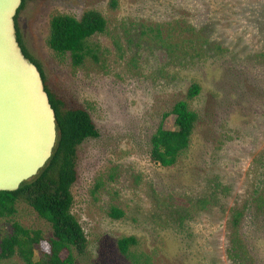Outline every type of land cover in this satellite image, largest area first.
<instances>
[{"label":"rangeland","instance_id":"rangeland-1","mask_svg":"<svg viewBox=\"0 0 264 264\" xmlns=\"http://www.w3.org/2000/svg\"><path fill=\"white\" fill-rule=\"evenodd\" d=\"M112 1L26 0L18 19L50 90L88 111L100 134L78 148L72 214L87 249L77 264H131L117 247L125 236L151 264H264V0ZM91 10L108 21L91 38L100 62L77 69L49 48L51 20ZM193 84L192 145L164 168L151 160V138L174 130L175 117L164 116ZM13 222L50 234L19 205L0 219V243Z\"/></svg>","mask_w":264,"mask_h":264},{"label":"trees","instance_id":"trees-1","mask_svg":"<svg viewBox=\"0 0 264 264\" xmlns=\"http://www.w3.org/2000/svg\"><path fill=\"white\" fill-rule=\"evenodd\" d=\"M26 0L18 10L16 20L18 41L28 57L42 73L50 103L56 113L58 138L52 157L39 173L21 184L14 192H0V219L15 218L19 205L32 209L50 227L47 235L42 229L26 228L18 222L12 223V232L5 234L0 243V263L18 259L20 264H77V257L87 249V239L79 221L72 214L74 197L72 188L77 181L78 148L89 139L100 134L90 113L82 108H68L65 102L54 94L47 82L42 66L27 51L20 33L19 15ZM113 8L118 2L113 0ZM108 21L98 11H86L80 19L70 15L57 14L51 20L49 48L59 57L70 54L75 68L88 63L100 62V46L91 42L96 34L105 33ZM160 35V32L157 31ZM200 86L193 84L187 98L175 104L168 116L175 117L174 130L158 128L150 144L151 160L164 168L176 166L180 157L191 145L198 114L191 108V102L199 95ZM111 215L121 219L124 212L113 209ZM241 213L235 212L233 224L237 226ZM238 240L232 241L229 250L236 258ZM121 255L131 264H151V259L139 252L140 241L134 236H125L117 241ZM13 263V262H12ZM14 264V263H13Z\"/></svg>","mask_w":264,"mask_h":264},{"label":"water","instance_id":"water-1","mask_svg":"<svg viewBox=\"0 0 264 264\" xmlns=\"http://www.w3.org/2000/svg\"><path fill=\"white\" fill-rule=\"evenodd\" d=\"M23 0H0V192L17 191L52 157L56 113L41 71L18 41Z\"/></svg>","mask_w":264,"mask_h":264}]
</instances>
